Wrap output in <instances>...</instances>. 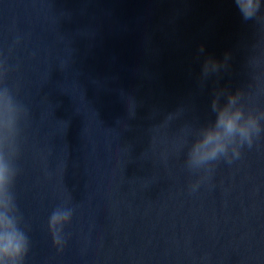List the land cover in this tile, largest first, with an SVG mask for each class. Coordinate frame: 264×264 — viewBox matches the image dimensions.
<instances>
[{
    "label": "water",
    "instance_id": "95a60500",
    "mask_svg": "<svg viewBox=\"0 0 264 264\" xmlns=\"http://www.w3.org/2000/svg\"><path fill=\"white\" fill-rule=\"evenodd\" d=\"M0 64L28 111L25 264H264V134L207 174L182 146L219 89L264 108V31L233 0H0ZM61 205L74 213L58 251L48 218Z\"/></svg>",
    "mask_w": 264,
    "mask_h": 264
},
{
    "label": "clouds",
    "instance_id": "9594fccd",
    "mask_svg": "<svg viewBox=\"0 0 264 264\" xmlns=\"http://www.w3.org/2000/svg\"><path fill=\"white\" fill-rule=\"evenodd\" d=\"M245 21L254 20L264 31V0H233ZM200 52L204 49L201 47ZM229 55L224 60L213 57L205 59L201 68V80L218 74L227 67ZM259 58L249 57L248 64L255 70ZM6 77V69L0 64V81ZM245 92L219 89L213 95L210 110L214 118L195 129H187L182 146L186 147L185 166L194 173H209L222 159L231 163L241 156V150L264 134V108L245 102ZM130 104L134 108H130ZM130 117L135 116L136 102L128 98ZM171 113L169 114V117ZM28 111L13 91L0 86V264H25L30 250V239L19 212L15 185L20 174L18 160L21 151L22 123ZM190 137V139H189ZM200 176L191 189L199 187ZM74 209L57 206L48 218V230L54 247L62 251L66 243L65 225L72 220Z\"/></svg>",
    "mask_w": 264,
    "mask_h": 264
}]
</instances>
